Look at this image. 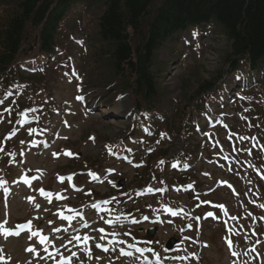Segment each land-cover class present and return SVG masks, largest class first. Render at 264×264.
<instances>
[{"label": "rangeland", "instance_id": "374dc122", "mask_svg": "<svg viewBox=\"0 0 264 264\" xmlns=\"http://www.w3.org/2000/svg\"><path fill=\"white\" fill-rule=\"evenodd\" d=\"M102 3L104 1L93 5L90 11L79 9L85 13L65 27L69 32L60 34L57 43L63 52L60 53L61 57L57 56L58 62L47 76H30L20 71L3 84L5 92H0V181L7 183L0 187V224L9 230L21 228L23 222L29 225L28 231L21 232L17 239L0 232V247L6 253L5 258L11 259L10 264H54V261L69 257L73 264H100L103 261L141 264L144 256L139 252H133V256L122 253L127 250L129 232H139L140 226H122L131 220L124 216L118 219L122 224H117L116 214L109 205L101 207L100 213L94 211V202L90 203L91 207L84 206L86 200L107 199L115 194L117 203H121L123 198L127 206L138 213V218L149 210V225L144 226L143 235L148 226L158 227L157 234L149 242V264L158 261L163 264H171L170 261H175L174 264H198L197 260L193 262V258L189 257L198 255L199 250L203 251L201 264H264V208L260 207L264 204V173L254 171V167L264 169V133L257 136L238 132L246 142L234 141V151L233 147L216 144L220 141L216 131L212 134V143L201 136L200 142L196 140L199 145L197 155L207 147L206 144L207 151L212 154L211 157L202 154L196 162L206 172L203 175L205 179H199L205 185L203 192L214 188L216 179L222 173L224 175L219 179L233 184L229 188L221 187L210 195L205 194L202 199L205 207L197 204V198L196 204H191V200L177 186H165L169 185V181L161 172L164 158L176 156L182 150L178 133L182 126V108L175 104L176 112L172 110L164 123L175 145L169 148L167 156L162 155L161 149L158 150L150 157L153 163H149V126L143 125L139 128L140 132L135 133L132 127L133 100L129 93H122L119 87L122 81L115 77L108 47L98 38L96 19L104 9ZM4 4L6 0H0V10ZM79 19H82V31L78 32L87 37V41L79 35L71 44V36L76 33L72 24ZM35 36L33 31H29L27 48L19 62L26 64L40 56L34 43ZM172 44L175 53L182 54L181 58L173 61L170 58L171 47H163L155 53L151 66L152 72L158 74L159 91L163 92L164 100L171 99V102L174 98L180 101L185 97V91L196 92L202 82L211 81L213 74L223 69V58L230 47L226 37L214 26L192 31L184 44ZM68 48L69 56H64ZM18 79L24 83V87L28 82L37 86L25 91L21 87L12 90L10 84ZM84 79L89 88L84 87ZM231 79L226 84L229 85ZM115 83L119 85L113 88L115 99L107 104L109 98L106 93ZM16 92L14 101L7 104L3 96ZM255 92L242 97L236 105L235 117L240 128L260 129L264 117V89L261 97L255 96ZM15 103L25 108L13 113L12 104ZM205 120L210 122L214 118ZM134 136L137 139H129ZM252 139L255 141L251 146L249 140ZM215 149L218 153H215ZM218 159L217 165L215 161ZM228 160L229 166L235 168L231 173L227 171ZM87 165L103 167L97 175L103 183L92 182L87 175H76V170L85 169ZM240 168L249 170L243 172ZM175 169L178 170V163L172 160L167 171L173 173ZM148 173L156 181L143 186L146 181L143 178L139 186L140 176ZM67 174L71 175V179L66 178ZM258 176L263 177L262 180ZM25 177L30 184L24 182ZM121 179H124L122 188L117 184ZM71 185L83 187L86 199L82 194V199L75 194ZM41 189L51 196L43 195ZM149 189L159 191L161 195L151 196ZM91 190L98 195H90ZM163 195L172 197L174 201L179 200L186 206L182 208L190 217L182 216L181 212L172 215L169 210H162L158 203ZM207 201L225 206L222 210L215 209L208 206ZM83 206L87 208L84 213L89 225L87 230L75 232L74 229L79 228L83 221L78 216L64 221L62 215L82 213ZM209 212L214 213L215 218L208 216ZM151 220H155V225L151 224ZM35 229H41L48 238L44 247L39 244V237L32 236ZM102 229L106 234H101ZM83 233H87L88 239L80 248L77 247L76 237ZM116 233L118 235L113 237ZM172 237L179 239V246L169 255L165 245ZM109 239L114 241L110 252L103 253L96 248L97 242L107 243ZM229 240L232 241L231 248ZM52 241L55 246L51 245ZM28 248L34 251L28 252ZM233 252L238 255L234 256ZM167 255L169 258H164Z\"/></svg>", "mask_w": 264, "mask_h": 264}, {"label": "trees", "instance_id": "16d2710c", "mask_svg": "<svg viewBox=\"0 0 264 264\" xmlns=\"http://www.w3.org/2000/svg\"><path fill=\"white\" fill-rule=\"evenodd\" d=\"M79 1L82 0H6L0 10V76L18 65L27 48L29 31L36 34L34 43L39 53L52 54L59 46L58 34L66 11ZM11 3L13 6L8 7ZM103 8L96 19L98 38L107 45L115 77L122 81L120 86L115 83L111 92L115 86L121 91L128 90L137 114L151 113L163 107L161 103H168L159 91L158 74L151 71V66L155 53L169 41L191 28L215 25L230 43V51L223 58V69L213 74L211 81L202 82L196 92L185 91V97L178 102L181 118L188 112L179 130L185 132L188 153L197 149L192 145L194 119L197 121L200 117L204 102L218 90L224 76L236 72L261 76L258 87L242 94L244 97L256 91L254 95L261 97L264 0H105ZM10 76L9 72L3 81ZM238 129L240 126L232 128ZM250 131L263 134L264 117L260 129ZM178 181L185 182L186 178Z\"/></svg>", "mask_w": 264, "mask_h": 264}, {"label": "snow or ice", "instance_id": "6c2138e0", "mask_svg": "<svg viewBox=\"0 0 264 264\" xmlns=\"http://www.w3.org/2000/svg\"><path fill=\"white\" fill-rule=\"evenodd\" d=\"M0 103H2V101H0ZM33 131H35V130L33 129ZM241 139H244V138L242 137ZM0 150H2V149H0ZM68 155H71V153H68ZM226 159H227V157H226ZM61 179L63 180V178H61ZM68 179H71V177H69ZM24 182L30 184V181H29V179H28L27 177L24 178ZM6 183H7L6 181H0V187H3V185L6 184ZM189 187H190V186H189ZM4 190H5V192L8 191L7 188H5ZM149 191H152V189H149ZM41 193H42L43 195H45V196H48V197L51 196L50 193H45L42 189H41ZM37 206H38V205H37ZM219 207L223 208L224 206H223V205H219ZM260 207L264 208V204L260 205ZM169 211L172 212V215H178L177 212H175V211H173V210H171V209H169ZM225 211H226V210H225ZM207 215H208V216H211V217H213V218H215V214L212 213V212H209ZM65 219H70V218L65 217ZM21 227L24 228V227H28V226H21ZM101 231H103V230H101ZM0 232H2L5 236H7V235H13V234H15V235H19L18 232H12L11 230L6 229L5 226H4L3 224H0ZM37 234H38V233L33 232V235H37ZM76 239L79 240L80 237H76ZM84 239L87 240L88 238L85 237ZM46 241H47V237H43V236H41V242L44 243V242H46ZM228 244H229V247L231 248V247H232V241L229 240V241H228ZM104 250L107 251V249H104ZM28 251H34V249L30 248V249H28ZM233 255H234V256H235V255H238V253L233 252ZM181 259H182V258H181ZM67 261H68V264H70L71 258H70V257L67 258Z\"/></svg>", "mask_w": 264, "mask_h": 264}]
</instances>
